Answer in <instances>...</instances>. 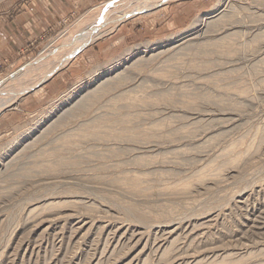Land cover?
I'll return each instance as SVG.
<instances>
[{"label":"rangeland","instance_id":"1","mask_svg":"<svg viewBox=\"0 0 264 264\" xmlns=\"http://www.w3.org/2000/svg\"><path fill=\"white\" fill-rule=\"evenodd\" d=\"M110 1L0 0L53 15L0 55V264H264V0L157 2L26 90Z\"/></svg>","mask_w":264,"mask_h":264},{"label":"bare ground","instance_id":"2","mask_svg":"<svg viewBox=\"0 0 264 264\" xmlns=\"http://www.w3.org/2000/svg\"><path fill=\"white\" fill-rule=\"evenodd\" d=\"M166 0H111L110 2H105L102 3L101 6L97 7V11H96V15L94 17L92 12L91 14L93 15V21L91 23L88 24V27L86 29L83 30L82 34L77 35V38L72 41V48L67 51L66 53H64V55L59 58L58 60H56V62L54 64H52L51 66L48 67V69L40 76V78L36 81V83H32L31 85L27 86L28 90L29 88L34 89L35 85L37 84L36 87L41 86L44 82H46L51 76H53L57 71H59L62 67H64L65 65L67 66L75 57V54L78 53V51L82 50L86 45H88L89 43H93V41H95V39L99 38L100 36L102 37V35H106L109 31H113V29L122 21H124L127 18H131L132 16L135 15H139L142 13L144 14L145 12H148L150 9H155L158 6L152 7V4H155L157 2H163ZM242 1V0H241ZM255 1V0H253ZM252 1V2H253ZM231 2V1H229ZM243 2V1H242ZM249 0H246L245 3H248ZM234 3V2H231ZM230 3V4H231ZM249 4V3H248ZM259 4V3H258ZM257 4V5H258ZM255 5V4H254ZM232 6V5H231ZM241 6V5H240ZM245 6V5H244ZM242 7V6H241ZM253 7V6H252ZM232 8V7H231ZM94 9V8H93ZM233 9V8H232ZM239 9V8H238ZM246 9V8H245ZM257 9V8H256ZM234 10H237V8L235 9V5H234ZM92 11V10H91ZM231 11V10H230ZM248 11V10H246ZM252 12V11H251ZM253 13V12H252ZM89 14V13H88ZM246 15V14H245ZM91 16V15H90ZM88 18V15L86 16L88 19L92 18L90 17ZM238 16V15H237ZM227 17V16H226ZM234 17V16H233ZM230 18V17H229ZM235 18V17H234ZM237 18V17H236ZM259 18V16H258ZM257 18V19H258ZM261 18V17H260ZM83 19V18H82ZM86 19V18H84ZM211 19V18H210ZM262 19V18H261ZM92 19H90L89 21H91ZM216 19L214 21H212L210 23V25H215L217 23ZM226 21V19H224ZM234 20V19H233ZM81 21V20H80ZM223 21V20H222ZM237 21V20H236ZM208 22V21H207ZM220 22V21H219ZM239 22V21H238ZM237 22V23H238ZM202 23V22H201ZM206 24V22H205ZM209 24V23H208ZM205 25L206 27L210 25ZM197 26V25H196ZM217 26V25H216ZM222 26V25H221ZM231 26V25H230ZM211 27V26H210ZM226 27V26H225ZM261 27V26H260ZM259 27V28H260ZM192 28V27H191ZM217 28V27H216ZM222 28V27H221ZM249 28V27H248ZM257 28V27H256ZM218 30V29H217ZM234 32V31H233ZM263 33V31H261ZM210 33V32H209ZM215 33V32H214ZM231 33V32H230ZM109 34V33H108ZM107 34V35H108ZM235 34V33H234ZM263 35V34H262ZM264 36V35H263ZM226 37V35H225ZM214 38V37H213ZM100 39V38H99ZM202 39V38H201ZM204 39V38H203ZM212 39V38H211ZM220 39V38H219ZM254 40V39H252ZM202 42V40H200ZM199 41V42H200ZM212 41V40H211ZM262 41V40H261ZM205 42V41H204ZM207 42V41H206ZM205 42V43H206ZM195 43V42H194ZM208 43V42H207ZM206 43V44H207ZM197 44V43H196ZM201 44V43H200ZM204 44V43H203ZM198 45V44H197ZM211 45V44H210ZM190 47L192 45H189ZM208 46V45H207ZM181 48V47H180ZM183 48V47H182ZM188 48V47H187ZM191 49V48H189ZM182 49H180L181 51ZM172 57V56H171ZM170 57V58H171ZM128 73V72H127ZM115 76V75H114ZM140 76V75H139ZM132 77V76H131ZM138 77V76H137ZM133 78V77H132ZM41 81V82H40ZM102 81H104L102 79ZM1 84V83H0ZM31 86V87H30ZM101 86V85H99ZM106 86V85H105ZM113 86V85H112ZM110 87V86H109ZM95 88V87H94ZM101 88V87H100ZM93 90V88H92ZM98 90V88H97ZM104 89H102L101 91H103ZM106 90V89H105ZM109 91V90H106ZM105 91V92H106ZM10 93V92H9ZM91 93V91H90ZM122 93V92H121ZM87 94V93H86ZM94 94V93H93ZM105 95V93H103ZM90 95V94H89ZM21 94H19L18 96H16V94H12L10 95L6 100L2 101L0 103V115L7 109L14 107V105H16L19 101ZM101 96V95H100ZM90 97V96H89ZM94 97V96H93ZM85 99V98H84ZM91 99V98H90ZM93 99V98H92ZM89 100V98H88ZM79 103V102H78ZM74 106V105H73ZM69 110V109H68ZM72 110V109H71ZM80 111V110H79ZM82 111V110H81ZM73 112V111H72ZM64 113V112H63ZM73 114V113H72ZM120 114V113H118ZM74 115V114H73ZM116 116V114H115ZM117 117V116H116ZM63 120V119H62ZM119 121V120H118ZM55 122V120H54ZM60 123V122H59ZM121 123V122H120ZM64 123H62L61 125H63ZM56 125V124H55ZM76 126V125H75ZM59 127V126H57ZM64 127V126H63ZM52 128V127H51ZM72 128V127H71ZM49 130V128H47ZM77 129V127H76ZM132 129V127H131ZM51 130V129H50ZM62 130V129H61ZM65 130V129H64ZM73 130V129H72ZM67 132V131H66ZM118 134V133H117ZM116 136V135H115ZM103 138V137H102ZM100 138V140L102 139ZM110 138V137H109ZM172 138V137H171ZM107 139V138H106ZM113 139V138H112ZM164 139V138H163ZM105 140V138H104ZM99 141V140H98ZM108 141V140H107ZM110 141V140H109ZM113 141V140H112ZM116 142V141H115ZM114 142V143H115ZM105 143V142H104ZM108 143V142H107ZM110 143V142H109ZM117 143V142H116ZM105 145V144H104ZM108 145V144H107ZM105 148V147H104ZM70 149V148H69ZM103 150V149H101ZM74 151V150H73ZM91 152V151H90ZM93 152V151H92ZM96 152V151H95ZM115 166V165H114ZM113 166V167H114ZM172 223V222H171ZM259 223V222H258ZM177 225V224H176ZM262 225V224H261ZM157 226V225H156ZM159 229V228H158ZM159 231V230H158ZM156 232V231H155ZM140 233V232H139ZM121 234V233H120ZM180 234V233H179ZM150 235V234H149ZM143 236V235H142ZM147 236V235H146ZM121 237V236H119ZM130 237V236H127ZM184 237V236H183ZM118 238V237H117ZM175 238V237H174ZM120 239V238H119ZM121 240V239H120ZM165 240V239H164ZM171 240V239H170ZM114 241V240H113ZM197 241V240H196ZM117 242V241H116ZM132 243V242H131ZM148 243V242H147ZM122 244V242H121ZM108 245V244H107ZM166 245V244H165ZM192 246V245H191ZM155 249V248H154ZM165 249V248H164ZM108 251V250H107ZM178 251V250H177ZM105 252V251H104ZM116 252V251H115ZM113 253V252H112ZM111 253V254H112ZM110 255V253H109ZM175 255V253H174ZM111 256V255H110ZM155 257V256H154ZM184 257V256H183Z\"/></svg>","mask_w":264,"mask_h":264},{"label":"crops","instance_id":"3","mask_svg":"<svg viewBox=\"0 0 264 264\" xmlns=\"http://www.w3.org/2000/svg\"><path fill=\"white\" fill-rule=\"evenodd\" d=\"M43 3H45L43 6L40 5L34 8L35 12L38 11L35 24L30 20L28 6L19 5L13 9L9 15L5 16L1 14L9 11L14 5L0 8V32H2L3 35L5 34L4 30L11 32H8L9 35L7 36L0 35V55L12 58L13 50L20 48L26 41L28 42L32 39H36L35 35H37L38 31L46 26V21L43 19L42 15H45L48 19L53 17L52 14L49 16L48 12L42 9L48 2ZM60 12L62 11L57 10L58 14H60Z\"/></svg>","mask_w":264,"mask_h":264}]
</instances>
